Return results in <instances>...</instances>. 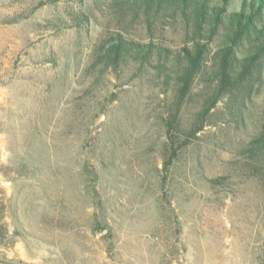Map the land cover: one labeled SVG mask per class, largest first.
I'll return each instance as SVG.
<instances>
[{
	"label": "rangeland",
	"instance_id": "obj_1",
	"mask_svg": "<svg viewBox=\"0 0 264 264\" xmlns=\"http://www.w3.org/2000/svg\"><path fill=\"white\" fill-rule=\"evenodd\" d=\"M101 5L0 0V264H264V60L202 116L198 77L171 141V88L94 62ZM153 40L177 50L180 27Z\"/></svg>",
	"mask_w": 264,
	"mask_h": 264
},
{
	"label": "trees",
	"instance_id": "obj_2",
	"mask_svg": "<svg viewBox=\"0 0 264 264\" xmlns=\"http://www.w3.org/2000/svg\"><path fill=\"white\" fill-rule=\"evenodd\" d=\"M114 21L116 34L94 49V62L116 70L120 66L150 70L173 91L166 121L172 141L179 113L198 77H206L208 95L200 115L224 95L240 99L264 60V0H101ZM77 18V17H76ZM142 26L147 38L133 39L132 26ZM179 26L182 42L172 49L153 40L160 29ZM212 44H215L214 46ZM95 63V64H96ZM202 121V120H201ZM199 132L202 122L193 125ZM253 157L264 155V124L248 142Z\"/></svg>",
	"mask_w": 264,
	"mask_h": 264
}]
</instances>
